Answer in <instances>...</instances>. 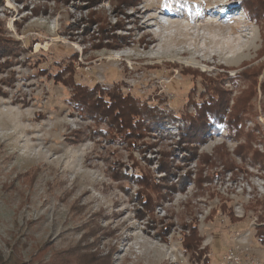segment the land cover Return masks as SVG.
<instances>
[{"label":"rangeland","instance_id":"1","mask_svg":"<svg viewBox=\"0 0 264 264\" xmlns=\"http://www.w3.org/2000/svg\"><path fill=\"white\" fill-rule=\"evenodd\" d=\"M259 1L0 0L3 255L264 264ZM208 83L250 113L191 148ZM118 93L134 115L110 109Z\"/></svg>","mask_w":264,"mask_h":264},{"label":"trees","instance_id":"2","mask_svg":"<svg viewBox=\"0 0 264 264\" xmlns=\"http://www.w3.org/2000/svg\"><path fill=\"white\" fill-rule=\"evenodd\" d=\"M259 2L264 3V0H260ZM263 67L264 65L256 69L258 72L252 71L249 75H258ZM205 88V97L201 103H196L195 114L186 116L187 123L186 127L182 131L183 133L181 134V138L183 137L184 139L182 143H187L188 147H191L189 146V143L191 144V142H193L190 140L203 142L206 138L211 136L213 133L212 127L214 125L217 126L219 123L225 124L227 129L234 132L236 136H239L242 130L243 120H245V115L250 113L247 100L244 99L243 101H240L241 103H236L235 105L230 106L226 90L218 88L217 86H212L209 83L205 86ZM118 94V98H115L110 103V109H113V105L116 104L118 105V108L115 110L118 111L119 114L131 112L133 113L132 115H134L135 108H138L137 105H135L134 102L128 101L125 96L121 95V93ZM229 109H231V111H229ZM122 116V120L126 118L125 115ZM211 118L214 119L213 126L211 125ZM132 125L133 124L130 123L128 128L132 127ZM168 170L169 167L165 169V172ZM0 264L26 263L18 261L13 255L5 257L0 251Z\"/></svg>","mask_w":264,"mask_h":264}]
</instances>
